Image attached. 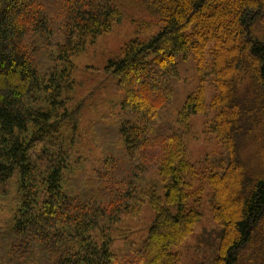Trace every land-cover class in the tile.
<instances>
[{
  "label": "trees",
  "instance_id": "trees-1",
  "mask_svg": "<svg viewBox=\"0 0 264 264\" xmlns=\"http://www.w3.org/2000/svg\"><path fill=\"white\" fill-rule=\"evenodd\" d=\"M137 18L151 33L104 67L122 97V147L89 178H69L73 58ZM189 58L199 83L174 117ZM208 110L205 129L228 160L201 168L187 158L190 118ZM241 139L257 164L241 156ZM153 173L160 182H145ZM15 177L0 264H183L172 249L200 222L206 187L221 229L209 264H264V0H0L1 193ZM146 204V236L114 247L112 228L139 220Z\"/></svg>",
  "mask_w": 264,
  "mask_h": 264
},
{
  "label": "rangeland",
  "instance_id": "rangeland-1",
  "mask_svg": "<svg viewBox=\"0 0 264 264\" xmlns=\"http://www.w3.org/2000/svg\"><path fill=\"white\" fill-rule=\"evenodd\" d=\"M141 20L142 18H137L135 21L126 19L116 24L109 32L103 34L95 43L88 45L83 52L73 58L76 89L70 109L75 110L77 123H67L64 126V133L74 158L73 164L70 166L72 171L68 173L69 178H75L74 175L77 172H86L89 178L90 171L101 166V161L109 155L108 152L122 147L119 141V126L124 116L120 107L122 97L116 89V81L104 71V67L109 59L124 50L132 38L136 36L144 38L151 33H146L143 26L142 29H138L141 27L138 25L141 24ZM180 70L178 99L176 108H173L172 112L174 117L177 116L188 95L199 83L198 74L191 58L180 65ZM208 84L210 85L207 83V86ZM212 93L213 91L209 87L208 100ZM209 112L210 110H208ZM208 113L190 118L194 127L191 129L192 134L188 141L187 158L191 163L198 162L201 168L209 163L218 166L228 160V151L223 143L205 129L206 122L213 116L212 113ZM242 141V139L238 140L241 156L249 157L251 164H257V161L253 160L256 156L255 147ZM88 178L85 185L87 184L88 190L93 192L91 189L98 187L95 184L97 178L93 177L94 180L90 182H88ZM154 180L158 182L161 180L157 173L144 179L145 182ZM16 181L17 177L11 181L5 193L0 192V232L6 231L13 219L15 207L12 197L14 189H16ZM204 194L200 203L202 211L200 222L179 247L172 249L173 253L179 254L182 258L183 264H209L219 243L221 229L213 219L211 190L206 187ZM154 216V210L146 204L142 208L139 220L129 219L121 223L119 227L112 228L111 236L114 247L123 248L129 240L134 241L145 237Z\"/></svg>",
  "mask_w": 264,
  "mask_h": 264
}]
</instances>
